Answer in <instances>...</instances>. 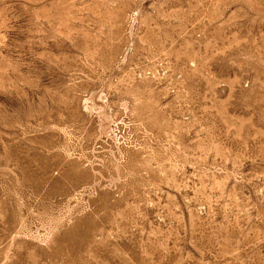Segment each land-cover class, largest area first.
<instances>
[{
	"label": "rangeland",
	"instance_id": "374dc122",
	"mask_svg": "<svg viewBox=\"0 0 264 264\" xmlns=\"http://www.w3.org/2000/svg\"><path fill=\"white\" fill-rule=\"evenodd\" d=\"M0 264H264V0H0Z\"/></svg>",
	"mask_w": 264,
	"mask_h": 264
}]
</instances>
